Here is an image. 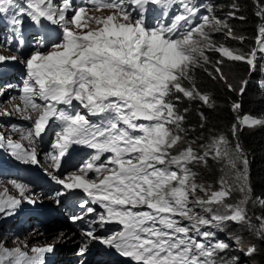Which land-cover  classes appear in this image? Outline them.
<instances>
[{"label":"snow or ice","instance_id":"snow-or-ice-1","mask_svg":"<svg viewBox=\"0 0 264 264\" xmlns=\"http://www.w3.org/2000/svg\"><path fill=\"white\" fill-rule=\"evenodd\" d=\"M176 5L177 11L169 17ZM150 6L159 10L151 19ZM90 10L102 14L90 16ZM199 12L194 0H84L79 7L72 0H0V18L9 21L14 34L23 31L25 18L38 28H44L45 21L59 26L55 35L37 32L39 46L21 60L27 80L21 89L23 107L18 105L16 110L31 127L13 125L12 130L21 132L29 147L0 134V148L7 147L23 163L38 164L35 144L46 130L52 132V151L46 155L57 171L73 146L92 150L77 171L62 173L63 178L51 175V179L64 190L79 189L88 197L78 203L82 213L70 219L75 223L94 214L84 233L89 242L97 240L133 264H238V257L220 255L229 249L228 243L213 241L214 233L202 230L219 229L228 222L247 225L264 239V217H256L259 224H253L246 208L252 189L249 161L240 145L232 147L221 135L193 148L202 137L187 138L194 129L185 126L175 103L180 100L177 93L209 103L210 97L194 85L184 86L193 80L196 67L209 62L206 50L244 61L254 70L257 51L264 52V25L259 28L257 47L242 53L215 45L206 25L212 24L216 31L227 28L228 35L232 29L209 15L197 20ZM257 15L264 19V6ZM6 60L15 61L17 56L0 55V63ZM215 72L226 82L219 67ZM240 108L239 103L233 104L234 111ZM237 120L238 125L232 126L234 136L238 126L264 124L249 115ZM208 159L223 165L217 190L199 183L192 167L207 166ZM11 183L19 198L7 189L0 193V213L8 215L22 199L36 202L25 196L26 185ZM233 191L242 193V198L225 203ZM254 203L264 206V198L256 197ZM108 223L119 225V230L97 236L92 225L102 228ZM87 250L85 243L80 254ZM255 250L252 246L247 254ZM53 251V245L9 248L0 243V264H45V255Z\"/></svg>","mask_w":264,"mask_h":264},{"label":"trees","instance_id":"trees-1","mask_svg":"<svg viewBox=\"0 0 264 264\" xmlns=\"http://www.w3.org/2000/svg\"><path fill=\"white\" fill-rule=\"evenodd\" d=\"M207 6L211 9V14L216 19H220L227 23L232 29V35H228V29L210 32V36L215 45H224L233 50L241 49L242 53H246L250 48L255 46L256 39L259 35V28L264 25V19L257 15L259 8L264 6V0H206ZM234 13V15H229ZM243 17V19H240ZM243 37V41L238 38ZM206 55L209 62L201 67H196L193 72V80L189 83L184 82L185 87L195 86V89L202 94L210 97L208 104L200 99H188L182 93H177L180 100L176 101L177 109L185 117V126L190 130L188 139L202 137L200 141L193 144L192 147L198 149L199 145L207 142L210 137L224 136L230 141V145L234 147L237 143L247 157L248 163V182L252 189V200H249L247 209L251 211L252 223L259 222L256 217H264V206L254 203L256 197L264 198V124L255 129H240L233 135L232 126L238 125V116L249 115L264 120V56L259 62V67L251 71L246 64L241 61L226 60L227 68L233 71L234 84L229 88L228 83L220 79L218 73L215 72L216 61L221 60V56L216 51H207ZM207 69V71H205ZM209 73H212L209 75ZM216 77L215 79L213 77ZM246 81L244 91L241 94L237 88V82ZM231 85V84H230ZM239 103L241 108L237 111L233 110V104ZM211 105V106H210ZM187 109L185 112L184 110ZM203 114V117L201 116ZM203 124V127L200 125ZM186 146V145H185ZM180 147V146H178ZM213 161V162H211ZM193 170L198 176L208 177L211 182L219 183L221 172L220 164L217 161L208 159L207 166L203 164L193 165ZM198 212V211H197ZM258 225V224H257ZM230 228L238 229L243 236L241 238L246 247L254 246L255 252L249 259L251 264H264V239L258 238L254 231H250L245 226L230 225ZM220 234L214 233L217 239L214 241H222L218 238ZM231 244L230 242H228ZM232 245V244H231ZM230 250L220 253L221 256H230ZM236 257H238L236 255Z\"/></svg>","mask_w":264,"mask_h":264},{"label":"rangeland","instance_id":"rangeland-1","mask_svg":"<svg viewBox=\"0 0 264 264\" xmlns=\"http://www.w3.org/2000/svg\"><path fill=\"white\" fill-rule=\"evenodd\" d=\"M76 2L83 3L84 0H72V3L74 6ZM150 7L152 9L150 16L155 13L159 14V10L156 9L155 6H150ZM177 9H178L177 5L173 6V8L169 11V17L173 13H175ZM72 14L73 13L71 10H69L67 13L68 16H71ZM101 14L102 13L99 11H89L88 12V15L90 16H99ZM211 17H213L212 14H210V18ZM218 20L220 19L218 18ZM225 29L227 28H223L222 30H225ZM205 31H207L208 33L214 32L215 28L212 24H209L205 26ZM256 47H257V44L255 42V46L253 48L251 47L250 50L246 53H249L251 50H253ZM237 50L242 51L239 48H237ZM0 55L10 57V56H13L14 54L6 49L0 48ZM263 56H264V52L257 51L256 58L254 61V64H255L254 70H256L259 67L258 66L259 62ZM221 60L223 61V63L218 64L220 66L219 68L221 69L223 76L226 78V83H228V85L231 84V86H233L234 84V79H233L234 76H232L233 71L227 68V65H226V60L228 61V59L225 57H222ZM241 62L246 64L248 68L251 69V71H254L251 68V66H249L246 62L244 61H241ZM11 63L22 65L23 68H25V65L21 63V60H19L18 58L15 61L6 60L1 64L7 65ZM243 82L245 81L242 80L241 82H237L236 84L237 88H241L243 85ZM3 89L4 87L1 86L0 87V134H3L6 138L11 139L15 142L22 143V144L26 143L27 145H29V142L27 140L21 139V136L19 133L12 132L13 131L12 126L15 122L11 121V123H9V121L11 119L13 120L23 119V116H21V114L16 110L17 104H15L14 100L9 99V97L6 95ZM5 112L10 113V115H5L4 114ZM258 126L260 125H257L255 127H244V128L252 130V129L257 128ZM10 151L11 150L8 149L7 147L0 148V153L3 152V154H8ZM217 164H220L221 168L223 167L221 163L217 162ZM12 181H16L18 183L26 185L28 190L25 192V196L32 197L33 199H35L36 202L32 204V203H28L27 200L22 199V203L18 206V208L14 210V213L12 215H8L6 213H0V243L5 244L9 248H14L18 246L23 248L25 245H27L29 248L41 247V246H46V245L58 246L60 251L58 253V258L56 262H54V264H70L71 262H73L74 264L77 260L80 262L84 258L82 257L83 255L80 254V249L83 244L89 242V239H85L82 233L78 232L76 229L72 227L68 228L66 231H64L61 228H56L53 231V232H56L54 236L44 239L42 236L47 235L52 232L49 229V231L45 233L41 229V227L37 226L36 218H35V211H36L37 205H40V204L42 205L45 203L46 201L45 198L43 199L39 197L38 195L39 192L35 188L31 187L30 185H27L15 179L2 178L1 176H0V193H3L4 190L7 189V193L9 195L16 196L19 198V192L11 183ZM197 181L199 183L205 184L206 186L211 184L213 186V190H217L219 188V183L211 182L209 178L205 176L203 177L199 176L197 178ZM29 189H31L32 191H29ZM241 198H242V193H240L239 191H233L231 196L225 200V203L234 204V203H237ZM247 206L248 204L246 205V208ZM213 207L215 208L219 206L214 205ZM196 211L200 212L202 215H210V214H205L201 212L200 209H196ZM247 211L252 217L253 213L249 211L248 209ZM257 224H259V222H257ZM58 225H59L58 219H55V218H53L48 224L49 227H56ZM230 225L245 226V225L236 224L233 222H228L219 229L205 228L202 230L204 231L210 230L213 233H219L220 234L218 236L219 239H221L222 241L226 243L230 242L232 244L231 245L228 243L230 245L229 250L230 248L232 249L230 252V256L237 255L239 258L238 264H251L249 259L251 258L252 254L250 255L247 254L251 246L246 247L243 243H240V241H242L241 238H243V236L241 235L238 229L230 228ZM62 232H64L65 234L61 235ZM213 238L216 240L217 236H214ZM237 238H239L238 242H237ZM198 239H202V238H198ZM90 243L91 241L88 243V246L90 245ZM51 256H53V252L47 253L45 255V263L46 261H48V259L51 258Z\"/></svg>","mask_w":264,"mask_h":264},{"label":"bare ground","instance_id":"bare-ground-1","mask_svg":"<svg viewBox=\"0 0 264 264\" xmlns=\"http://www.w3.org/2000/svg\"><path fill=\"white\" fill-rule=\"evenodd\" d=\"M56 234V232H52V233H49L47 235H44L42 236L44 239H47V238H50L51 236H54ZM70 264H73V262H71Z\"/></svg>","mask_w":264,"mask_h":264}]
</instances>
